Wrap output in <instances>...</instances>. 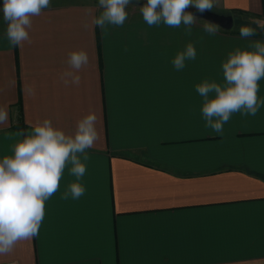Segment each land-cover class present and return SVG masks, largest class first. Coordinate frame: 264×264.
Listing matches in <instances>:
<instances>
[{"label":"crops","instance_id":"1","mask_svg":"<svg viewBox=\"0 0 264 264\" xmlns=\"http://www.w3.org/2000/svg\"><path fill=\"white\" fill-rule=\"evenodd\" d=\"M144 3L132 0L124 26L109 25L105 35L81 26L86 8L99 14L98 0H51L23 47L9 45L0 11L8 116L0 158L15 142L6 133L46 117L73 133L92 111L99 132L80 181L85 194L61 199L75 182L66 168L38 235L0 264H264V106L255 116L233 114L220 135L205 127L195 88L204 79L222 83L228 53L264 41V32L244 38L219 27L210 35L197 17L191 36L184 25L149 28L138 10ZM212 11L244 25L245 16L264 20V0H214ZM189 42L196 59L177 71L172 60ZM72 49L86 50L89 63L81 84L65 87L57 73Z\"/></svg>","mask_w":264,"mask_h":264},{"label":"clouds","instance_id":"2","mask_svg":"<svg viewBox=\"0 0 264 264\" xmlns=\"http://www.w3.org/2000/svg\"><path fill=\"white\" fill-rule=\"evenodd\" d=\"M259 3L256 0L257 7ZM130 4L132 0H98L99 14L86 8L81 26L86 30L99 27L107 35L109 25L124 26ZM190 6L200 12L212 10L214 0H146L138 10L149 28L184 25L185 35L191 36L196 17L185 11ZM50 7L51 0H3L0 11L7 25L9 45L32 44L33 18ZM249 21L264 30V20L249 17ZM203 27L210 35L220 31L218 25L206 21ZM235 30L234 26L232 31ZM239 33L240 37L248 38L256 34V29L241 25ZM196 55L195 45L189 42L177 52L172 64L177 71L182 70L185 61L195 60ZM65 63L67 67L57 73L59 82L65 87H78L81 70L89 63L87 51L69 50ZM221 67L222 83L204 79L195 86L202 98L200 111L205 127L220 135L233 114L255 116L264 106V99L258 97L259 81L264 80V41H251L248 48L229 52ZM97 122V114L89 111L76 121L73 133L54 126L47 117L36 121L28 131L6 133L15 142L10 147L11 154L0 158V256L11 254L19 242L38 235L45 217V202L60 189L66 168L75 182L68 184L61 199L76 200L85 194L86 188L80 181L87 171L88 149L99 138ZM7 124V107L0 105V126Z\"/></svg>","mask_w":264,"mask_h":264},{"label":"water","instance_id":"3","mask_svg":"<svg viewBox=\"0 0 264 264\" xmlns=\"http://www.w3.org/2000/svg\"><path fill=\"white\" fill-rule=\"evenodd\" d=\"M185 11L192 13L195 17L206 20L212 24L218 25L224 30H232L235 24V18L232 14H220L212 10L198 11L195 7H188Z\"/></svg>","mask_w":264,"mask_h":264},{"label":"rangeland","instance_id":"4","mask_svg":"<svg viewBox=\"0 0 264 264\" xmlns=\"http://www.w3.org/2000/svg\"><path fill=\"white\" fill-rule=\"evenodd\" d=\"M244 18L247 20L246 22H249V17H246V16H245ZM204 22H205V21L203 20V21H200L199 24H198V25H200V27H202L203 29H204V27H203ZM244 25H247V26L253 27V28L256 29V31H263V32H264V30L259 29V28L257 27V25L254 24V23H247V24H244ZM234 26H235V29H236V30H239V27L241 26V21H240L238 18L235 19V24H234ZM236 30H235V31H236ZM203 31H205V30H203Z\"/></svg>","mask_w":264,"mask_h":264},{"label":"trees","instance_id":"5","mask_svg":"<svg viewBox=\"0 0 264 264\" xmlns=\"http://www.w3.org/2000/svg\"><path fill=\"white\" fill-rule=\"evenodd\" d=\"M236 13H241V12H237V11H236ZM227 32H238V33H239V30H236V31L227 30ZM256 34H260V32H257V31H256Z\"/></svg>","mask_w":264,"mask_h":264}]
</instances>
